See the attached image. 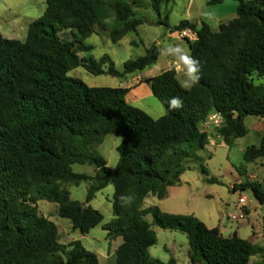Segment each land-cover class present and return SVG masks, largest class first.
Here are the masks:
<instances>
[{
    "label": "trees",
    "instance_id": "trees-1",
    "mask_svg": "<svg viewBox=\"0 0 264 264\" xmlns=\"http://www.w3.org/2000/svg\"><path fill=\"white\" fill-rule=\"evenodd\" d=\"M46 11L33 21L25 41L0 34V264H101L96 253L80 241L61 243L57 225L43 216L38 203L58 205V215L74 231L88 234L104 221L91 203L97 193L114 186V218L104 225L107 237L123 239L116 264H177L153 258L155 227L187 235L193 264H249L264 246L237 235L225 237L194 215L143 209L149 196L164 200L168 190L199 159L210 135L202 130L218 112L224 124L216 128L229 148L247 137L249 117L264 119V0H232L237 16L211 28L206 22L183 20L171 25L161 9L167 0H45ZM229 0H209L208 6ZM152 9L159 26L171 34L192 32L188 40L196 78L185 88L175 69L152 79L153 96L166 114L154 119L127 101L129 88H93L69 74L84 68L96 75L125 78L155 66L161 49L153 46L144 56L117 70L112 58L97 60L86 41L110 21L109 37L117 44L137 32L146 21L136 10ZM180 101L179 107L172 100ZM110 134L122 137L119 161L113 171L97 152ZM245 162L264 163V135L259 145L245 151ZM104 167L95 175L79 174L77 164ZM237 168L245 175L246 168ZM206 181L205 166H201ZM90 183L84 203L71 200L66 185ZM234 191H251L264 205V185L245 181ZM151 215L152 223L146 217Z\"/></svg>",
    "mask_w": 264,
    "mask_h": 264
},
{
    "label": "rangeland",
    "instance_id": "rangeland-1",
    "mask_svg": "<svg viewBox=\"0 0 264 264\" xmlns=\"http://www.w3.org/2000/svg\"><path fill=\"white\" fill-rule=\"evenodd\" d=\"M129 1L132 2V0ZM146 1L148 4L149 0ZM208 1L209 0H167L162 6L161 14L163 17H168L173 26L179 24V22L183 20L199 22L200 16H206L207 18H210L211 16L215 17L218 12L223 15L224 11L219 9L220 6H208ZM135 8L146 21L143 26L138 28L137 32L128 34L119 43L114 44L109 37V27L111 26V22L108 21L105 24L100 25L97 34L93 35L86 41V44L92 46L93 50L88 54H81V56L92 55L95 59L99 60L104 55H109L117 70L123 72L125 62L144 56L146 50L155 45L160 49L164 48L165 44H167L168 36L171 38L170 41L174 39L182 44L186 41L188 42V40L194 41L196 39V37L190 32H187V35H182L181 33L171 34L164 27L159 26L157 22V14L151 8H138L136 6ZM45 11V0H0V34L7 39L25 41L30 24L42 17ZM234 18L235 16L222 17L219 24L213 25L214 23H212L211 26L216 30L220 24L226 23ZM211 22L213 21L211 20ZM156 41H160L164 45L155 44ZM165 66L166 60L165 54H163L160 56L158 64L153 66V70H150L149 68L145 70L147 72L143 71L141 73L128 75L125 78H117L109 75L96 76L87 72L82 67L72 71L69 76L79 78L89 87L93 88H129L136 87L137 83L133 81V78L137 75L140 74L144 78H148L152 74L157 76ZM129 93L131 94L128 96L130 101L128 102L134 107L145 111L154 119L160 118L166 114L164 106L155 97L152 96L150 98H145V95L138 92L133 93L131 90ZM141 99L142 101L138 103H132V101H139ZM160 110L162 113H160ZM246 124L250 128V134L240 140V147L234 146L231 148L228 160L235 168H241L242 172V167L247 169L245 175L239 173V181H236V185H240L245 181L259 182L264 185V163L259 161L253 164H247L244 158L245 148L260 143V140L264 135V122L259 118L249 117L246 119ZM256 128H259V135H256ZM212 129H214L215 132L217 131L216 128ZM122 140V137L116 134H110L100 146L96 147L97 152L104 158L107 166L113 171L116 169L119 161V153L116 149ZM227 163L226 155L223 154L222 151H218L211 163L207 160L204 162L193 161L191 163L196 169L188 171L184 179H188L191 189L196 194L211 193L213 195V198L203 200L200 204L201 206H198L196 201L187 202L186 205L184 203L186 200V194L178 199H174L171 195L168 200L165 199L163 201L150 197L146 201V206L157 204L162 210L178 214L193 212L200 207L201 209H199V212L210 210L215 220L218 219L219 215L222 216L224 213L222 220L223 226L235 228L237 224L231 222L229 217L230 215L237 213L234 205L238 202L239 195L244 194L255 200L253 193L251 191L241 190H239L238 193H235L226 184L208 183L205 179V175L201 171V166L203 165L208 171V178H220L223 166L225 167ZM73 170L79 174L93 176L99 169L95 164H77L73 167ZM222 180L225 183L228 181L226 177H222ZM90 186V183H82L79 187L73 186L72 184L66 185L71 193V200L80 203L85 202ZM114 193L115 188L111 185L96 195L91 205L94 209L103 214L104 221L99 226L91 229L88 234H84L79 230L74 231L70 221L63 219L58 215L57 204L41 201L38 203V209L43 216L57 225L61 243L68 245L72 241H80L87 250L98 255L101 264H116V250L123 243V239L121 237L114 239L108 238L107 231L104 229V225L114 218L112 208ZM262 208L263 209H261L259 213L260 216H262V219L257 225V230H259L261 234L264 231V206ZM148 218H151V216ZM157 231L159 233V245L151 250L152 256L156 259L164 255L165 244L170 245L177 243L179 245H185L188 241L186 234L179 231L172 232L161 228H157ZM259 245L264 246V238H260Z\"/></svg>",
    "mask_w": 264,
    "mask_h": 264
},
{
    "label": "crops",
    "instance_id": "crops-1",
    "mask_svg": "<svg viewBox=\"0 0 264 264\" xmlns=\"http://www.w3.org/2000/svg\"><path fill=\"white\" fill-rule=\"evenodd\" d=\"M218 6H220L219 9L224 11L223 15H221V13L218 12V13H216L215 17L211 16L210 18H207L206 16H200L199 21H204L211 28H213L211 26L212 23H214L213 25L219 24L220 23V19L222 17L224 18V17H233V16L236 17L237 16L238 3L236 1L229 0V1H226V2H224L222 4H218ZM211 20L213 22H211ZM170 39L171 38L168 36L167 44H165V47L161 49V51H162L161 55L165 54V60H166V66H165V68L163 70H161V73L166 71V70L175 69L181 84L185 88L191 89L192 86L195 83V79L194 80L190 79V77L188 75L187 65L185 64L184 60L181 59V57L191 58V50H190L189 43L186 41L184 44H182V43H178V41H175L174 39L172 41H170ZM155 44H162V43L160 41H156ZM163 45L164 44H162V46ZM159 59H160V57H159ZM157 64H158V62H157ZM152 68H154V67H152ZM152 68H150V70H153ZM145 72H147V71H145ZM194 76L196 78V74L195 73H194ZM154 77H155V74H152L148 78H144L142 75L139 74L135 78H133V81L137 83L136 87L135 86L134 87H129V89L133 93L138 92V93H141V94L145 95V98H150V97L153 96V93H152V79ZM130 94L131 93H129L127 95V101H129L128 96ZM140 101H142V99L139 100V101H132V103H135V102L138 103ZM160 113H162L161 110H160ZM259 119H261V118H259ZM261 120H262V122H264L263 118ZM245 123H246V121H245ZM248 129H249V134H250V128L248 127ZM255 130H256V135H259V131H258L259 128H256ZM208 134L210 135L209 142L206 145L205 150L199 153V159H197L196 161L197 162H200V161L204 162V161L207 160V161H209V163H211L212 160L214 159V156L217 155L218 151H222V153L226 155L228 163L225 165V167L223 166L221 177L220 178L213 177V178L218 181L217 184H221V185H225L226 184L229 188H231L233 190V192L238 193V191H234L233 188L236 185V181L237 180L239 181V179H238L239 178V172L237 171V168H235L234 166H232L229 163V160H228L229 159V154L231 153V148H229L226 145V143L223 141V138L222 139H218L217 138V135H216V132L214 131V129L211 128L210 131H208ZM240 140L236 141L234 146H239L240 147L241 146L240 145L241 144ZM246 149L247 148H245L244 151H246ZM242 168H245V167H242ZM195 169H196V167L191 165V170L190 171L195 170ZM187 172H185L181 176V180H180V183L178 185L169 188L168 196L165 199L168 200V198H170L171 195L174 197V199H178V198H182L186 194V200L184 202L185 204L187 202H195L196 201L198 206H201L200 204L202 203L203 200L211 199V198H213V195L211 193H208V194H196L191 189L190 182L188 181V179H184V177L186 176ZM222 177H226L228 179L227 183H225L222 180ZM242 196L246 197L247 202H248L249 218H248L247 221L237 224V226L235 228H233V227L228 228L226 226H223V221L222 220H223V217H224V213L222 214V216L219 215L218 219L215 220L214 216L212 215L210 210H208V211L204 210V211H200L199 212V209H201L200 207L197 208L196 210H194L193 212L191 211V212H188L186 214H178V213H175V212L162 210L161 208H159L157 206V204L156 205H152V206H146V201L150 197L157 198L155 196H149L144 201L143 209L146 210V209H149V208H152V207H157L163 213H169V214H173V215H194L201 222H203L208 228H210V229H214V228L219 229L221 234L223 236H225V237H232L233 235H237L238 237H240L242 239L251 240L254 244L259 245L260 238L261 237L264 238V231L261 234L260 231L257 230V225L259 224L260 220L262 219V216H260L259 213H260V210L263 209L262 207L264 205H261L256 200L255 197H254L255 198V200H254V199H251L250 197H248V196H246L244 194H240L239 195V199ZM239 199H238V201H239ZM159 201H163V200H159ZM236 203H235V205H236ZM235 209H236V207H235ZM150 216L151 215H148L146 217V219H147L148 222L152 223V221H153L152 216H151V218H148ZM154 230H155V232L157 234L158 242H157L156 246H158L159 245V233L157 231V227H155ZM167 231H172V230H167ZM172 232H178V231H172ZM156 246H154V247H156ZM154 247H152L150 249V253H151V250ZM189 253H190L189 241H187V243L185 245L184 244L183 245H179L177 243L170 244V245L165 244L164 245V255L160 256L157 259L161 260L162 262L167 263L172 258H174L177 261V264H193L191 262ZM261 260H262V256L261 255H256V256H253L251 258L249 264H255V263H257V262H259Z\"/></svg>",
    "mask_w": 264,
    "mask_h": 264
},
{
    "label": "built area",
    "instance_id": "built-area-1",
    "mask_svg": "<svg viewBox=\"0 0 264 264\" xmlns=\"http://www.w3.org/2000/svg\"><path fill=\"white\" fill-rule=\"evenodd\" d=\"M186 31L183 32L182 35H187ZM193 36H195L192 32H190ZM196 37V36H195ZM224 124V118L221 113L215 112L210 115L209 119L203 124L202 128L204 132L210 131L211 128H220ZM218 139H222V137L217 136ZM237 213L230 215L231 222L235 224H239L245 222L249 218L248 213V202L246 197L242 196L239 201L235 205Z\"/></svg>",
    "mask_w": 264,
    "mask_h": 264
},
{
    "label": "clouds",
    "instance_id": "clouds-1",
    "mask_svg": "<svg viewBox=\"0 0 264 264\" xmlns=\"http://www.w3.org/2000/svg\"><path fill=\"white\" fill-rule=\"evenodd\" d=\"M181 59L184 60L185 64L187 65V69H188V75L190 77V79H195L194 73L196 72V62L194 60H192L191 58H185V57H181ZM172 106L173 107H179L180 106V101L177 99H173L172 100Z\"/></svg>",
    "mask_w": 264,
    "mask_h": 264
},
{
    "label": "water",
    "instance_id": "water-1",
    "mask_svg": "<svg viewBox=\"0 0 264 264\" xmlns=\"http://www.w3.org/2000/svg\"><path fill=\"white\" fill-rule=\"evenodd\" d=\"M94 164L99 170L104 167V164L100 161H94Z\"/></svg>",
    "mask_w": 264,
    "mask_h": 264
}]
</instances>
